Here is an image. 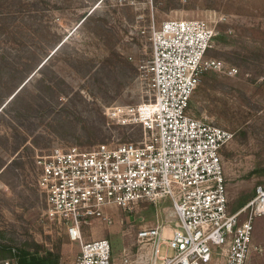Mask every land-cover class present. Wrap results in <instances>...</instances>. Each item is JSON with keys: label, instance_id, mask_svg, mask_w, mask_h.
I'll return each instance as SVG.
<instances>
[{"label": "rangeland", "instance_id": "1", "mask_svg": "<svg viewBox=\"0 0 264 264\" xmlns=\"http://www.w3.org/2000/svg\"><path fill=\"white\" fill-rule=\"evenodd\" d=\"M170 19L202 20L216 32L207 57L226 68L203 74L190 114L232 134L222 152L230 210L264 184V0H0V264L21 250L76 264L79 243L45 214L36 160L55 147L143 141L133 115L112 112L153 98L150 32ZM109 213L112 224L96 221L84 238H108L119 264L137 254L140 228L175 218L170 199ZM260 247L264 216L248 264H264Z\"/></svg>", "mask_w": 264, "mask_h": 264}, {"label": "built area", "instance_id": "2", "mask_svg": "<svg viewBox=\"0 0 264 264\" xmlns=\"http://www.w3.org/2000/svg\"><path fill=\"white\" fill-rule=\"evenodd\" d=\"M215 36L202 20L170 19L152 28L144 70L153 98L112 112L137 119L144 132L141 143L55 147L36 160L45 214L79 243L76 264H117L108 238L85 240L83 232L96 221L111 225V208L133 213L143 203L167 199L175 218L140 228L137 254L123 256L120 264H212L219 251L223 264L249 263L255 221L264 216V184L232 212L222 158L232 134L190 114L203 74L226 68L207 57ZM142 247L146 252L140 254ZM259 251L264 255V247Z\"/></svg>", "mask_w": 264, "mask_h": 264}, {"label": "trees", "instance_id": "3", "mask_svg": "<svg viewBox=\"0 0 264 264\" xmlns=\"http://www.w3.org/2000/svg\"><path fill=\"white\" fill-rule=\"evenodd\" d=\"M17 264H59V257L52 252L47 255H39L26 250H21L15 254Z\"/></svg>", "mask_w": 264, "mask_h": 264}, {"label": "crops", "instance_id": "4", "mask_svg": "<svg viewBox=\"0 0 264 264\" xmlns=\"http://www.w3.org/2000/svg\"><path fill=\"white\" fill-rule=\"evenodd\" d=\"M93 230V229H92ZM116 259V258H115ZM117 264H119V263H117Z\"/></svg>", "mask_w": 264, "mask_h": 264}]
</instances>
